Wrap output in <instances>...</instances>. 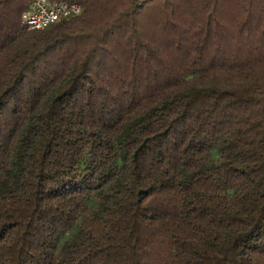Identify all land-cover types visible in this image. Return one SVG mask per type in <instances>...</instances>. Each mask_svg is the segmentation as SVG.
Masks as SVG:
<instances>
[{"label": "trees", "instance_id": "16d2710c", "mask_svg": "<svg viewBox=\"0 0 264 264\" xmlns=\"http://www.w3.org/2000/svg\"><path fill=\"white\" fill-rule=\"evenodd\" d=\"M0 0V264H264V0Z\"/></svg>", "mask_w": 264, "mask_h": 264}, {"label": "built area", "instance_id": "2783aa9c", "mask_svg": "<svg viewBox=\"0 0 264 264\" xmlns=\"http://www.w3.org/2000/svg\"><path fill=\"white\" fill-rule=\"evenodd\" d=\"M82 13L78 3L59 0H35L23 14L22 22L30 31L45 30L62 19H71Z\"/></svg>", "mask_w": 264, "mask_h": 264}]
</instances>
